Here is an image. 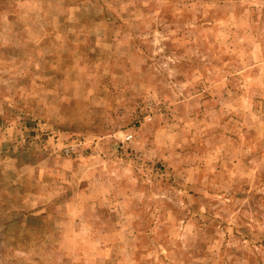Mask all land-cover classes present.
<instances>
[{
    "label": "rangeland",
    "instance_id": "rangeland-1",
    "mask_svg": "<svg viewBox=\"0 0 264 264\" xmlns=\"http://www.w3.org/2000/svg\"><path fill=\"white\" fill-rule=\"evenodd\" d=\"M0 264H264V0H0Z\"/></svg>",
    "mask_w": 264,
    "mask_h": 264
}]
</instances>
